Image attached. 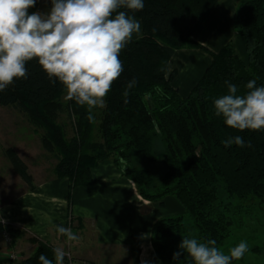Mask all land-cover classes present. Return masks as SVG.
<instances>
[{"label":"trees","instance_id":"16d2710c","mask_svg":"<svg viewBox=\"0 0 264 264\" xmlns=\"http://www.w3.org/2000/svg\"><path fill=\"white\" fill-rule=\"evenodd\" d=\"M220 1L144 0L142 10L119 9L142 20L143 34L120 53L124 70L104 98L99 119L95 108L89 121L86 106L64 99L66 89L59 81L53 83L35 59L26 64V79H15L0 91V106L19 108L44 131L42 143L57 159L56 176L67 177L71 190L90 184L92 168L110 159L135 182L143 198L159 201L171 195L177 199L184 212L160 218L152 229V245L161 264H193L179 248L183 238L215 240L220 249L231 234V216L242 211L233 199L264 198V129L230 128L214 109V100L227 94L225 81L237 86L238 95L249 91V80L264 86V0H238L235 30L244 43L246 59L227 42L212 53L211 63L187 96L172 84L175 72L167 76L176 50L204 48L194 34ZM134 78L136 83L129 89ZM61 113H68L75 128L69 139L58 123ZM96 123L98 141L91 135ZM236 136L243 138L245 146L222 143ZM6 153L33 188L24 161L11 149ZM4 226L16 240L21 236L19 228L3 224L0 229ZM33 241L37 249L22 264H40L41 254L55 264V248L39 238ZM177 251H181L179 261L173 260Z\"/></svg>","mask_w":264,"mask_h":264},{"label":"clouds","instance_id":"9594fccd","mask_svg":"<svg viewBox=\"0 0 264 264\" xmlns=\"http://www.w3.org/2000/svg\"><path fill=\"white\" fill-rule=\"evenodd\" d=\"M36 3L37 0H0V91L15 79H26V64L35 59L53 83L59 81L63 85L66 99L87 107L88 119L92 121V110L105 106L104 98L124 70L120 53L133 34L141 32L139 20L118 10H142L144 0H51L48 14H29ZM252 47L254 44L249 51ZM135 83L134 78L128 88ZM225 84L227 94L214 100L215 115L240 131L264 129V86L258 87L255 79L249 80L246 84L249 91L238 95L235 84L229 81ZM124 96H128L127 91ZM222 143L225 147L233 143L245 146L241 136ZM5 223L0 218V225ZM56 231L69 242L79 240L71 228L57 226ZM215 245L216 241L211 239L200 242L196 238H183L179 248L191 257L193 264H231L249 250L244 241L229 249L228 254ZM53 252L55 264H64L69 253L61 247ZM180 256L181 251L175 252L173 260L179 261ZM39 261L53 264L43 254Z\"/></svg>","mask_w":264,"mask_h":264},{"label":"crops","instance_id":"0c3cea01","mask_svg":"<svg viewBox=\"0 0 264 264\" xmlns=\"http://www.w3.org/2000/svg\"><path fill=\"white\" fill-rule=\"evenodd\" d=\"M238 0H221L212 14L194 34L204 48L176 50L167 76L175 72L172 84L180 95L187 96L212 61V53L231 41L235 47L240 37L235 30ZM51 0H37L29 14H48ZM133 34L138 39L143 34ZM93 181L70 189L67 177L38 179L33 188L19 186V191L0 201V218L26 235L39 238L54 248L70 253L76 264H161L151 240L154 223L163 217L176 216L184 208L171 195L159 201L143 198L135 182L124 176L108 159L92 168ZM57 226L71 228L78 241L60 236ZM18 238L16 248L31 256L36 246L24 248ZM20 241V243H19ZM25 249V250H24ZM30 250V252H25ZM27 253V254H26Z\"/></svg>","mask_w":264,"mask_h":264},{"label":"rangeland","instance_id":"374dc122","mask_svg":"<svg viewBox=\"0 0 264 264\" xmlns=\"http://www.w3.org/2000/svg\"><path fill=\"white\" fill-rule=\"evenodd\" d=\"M235 49L241 58L246 59L244 43L241 38L240 45L239 42L236 43ZM63 98H66V94ZM103 108L96 107L94 109L97 119L101 117L100 113ZM58 123L65 127L64 130L68 139L74 136L75 128L70 121L68 113H61ZM43 134L44 131L34 126L28 116L19 108L0 106V201L11 197L15 192L19 191V186L22 183H24L25 187H30L16 171L7 156V149L16 152L24 161L28 172L33 178V182L34 176L38 179L56 176L55 166L57 159L55 152L44 147L42 143ZM91 135L94 141L100 139L98 123L91 129ZM223 195L227 200L228 198L225 194ZM233 202L239 205L242 211L231 216V234L220 246L219 250L228 254L229 249L244 241L248 244L249 250L240 260H233L231 264H264V198L244 201L233 199ZM19 238L26 240L24 243L23 240L21 241L19 248L22 245H24V248H28L30 247L29 245L33 244L36 246L35 250L37 249L38 245L33 241V238L36 237L26 235L22 231ZM16 249L20 251L18 248ZM25 252L28 253L30 250ZM24 258H26V255H24Z\"/></svg>","mask_w":264,"mask_h":264},{"label":"built area","instance_id":"2783aa9c","mask_svg":"<svg viewBox=\"0 0 264 264\" xmlns=\"http://www.w3.org/2000/svg\"><path fill=\"white\" fill-rule=\"evenodd\" d=\"M0 262L1 264H22L24 255L15 247L16 239L7 227L0 229ZM68 253V252H67ZM64 264H76L72 255L69 253L65 257Z\"/></svg>","mask_w":264,"mask_h":264}]
</instances>
